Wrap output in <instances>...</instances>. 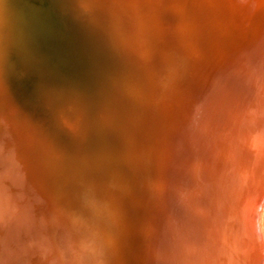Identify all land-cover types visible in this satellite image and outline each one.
<instances>
[{
    "label": "water",
    "instance_id": "1",
    "mask_svg": "<svg viewBox=\"0 0 264 264\" xmlns=\"http://www.w3.org/2000/svg\"><path fill=\"white\" fill-rule=\"evenodd\" d=\"M0 264H261L264 0H4ZM96 217L81 219L82 206Z\"/></svg>",
    "mask_w": 264,
    "mask_h": 264
},
{
    "label": "clouds",
    "instance_id": "2",
    "mask_svg": "<svg viewBox=\"0 0 264 264\" xmlns=\"http://www.w3.org/2000/svg\"><path fill=\"white\" fill-rule=\"evenodd\" d=\"M4 0H0L3 3ZM9 38L4 30V25L0 26V62L6 58ZM97 207L85 203L82 206L81 219L85 216L96 217ZM107 255L104 247L99 242V226L96 229L85 228L79 232L76 247L73 248V258L71 264H106Z\"/></svg>",
    "mask_w": 264,
    "mask_h": 264
},
{
    "label": "bare ground",
    "instance_id": "3",
    "mask_svg": "<svg viewBox=\"0 0 264 264\" xmlns=\"http://www.w3.org/2000/svg\"><path fill=\"white\" fill-rule=\"evenodd\" d=\"M264 204V199L261 200V206ZM264 206V205H263ZM263 208H261V215H263L264 213ZM263 223V219L260 220V217H256V224H257V233H258V241H259V250L262 252L263 249V246H264V233H262L263 229H262V223ZM264 253H260V255H263ZM264 258V256L262 257ZM264 264V263H263Z\"/></svg>",
    "mask_w": 264,
    "mask_h": 264
},
{
    "label": "rangeland",
    "instance_id": "4",
    "mask_svg": "<svg viewBox=\"0 0 264 264\" xmlns=\"http://www.w3.org/2000/svg\"><path fill=\"white\" fill-rule=\"evenodd\" d=\"M264 205V204H263ZM261 206V208H263L264 209V206ZM262 209V210H263ZM262 213H264V210H263V212ZM263 219V223H262V229H263V231H262V233H264V214L263 215H261V217H260V220H262ZM264 235V234H263ZM263 249H264V246H263ZM260 253H264V250H262V252L260 251ZM264 256V254L263 255H260V258H261V264H263L264 263V258H262Z\"/></svg>",
    "mask_w": 264,
    "mask_h": 264
}]
</instances>
